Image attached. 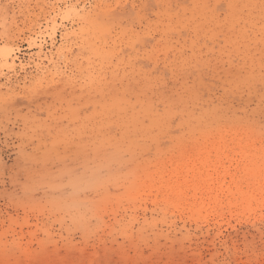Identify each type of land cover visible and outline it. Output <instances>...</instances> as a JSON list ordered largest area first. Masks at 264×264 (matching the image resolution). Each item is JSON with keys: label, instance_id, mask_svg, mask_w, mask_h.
Returning a JSON list of instances; mask_svg holds the SVG:
<instances>
[{"label": "rangeland", "instance_id": "rangeland-1", "mask_svg": "<svg viewBox=\"0 0 264 264\" xmlns=\"http://www.w3.org/2000/svg\"><path fill=\"white\" fill-rule=\"evenodd\" d=\"M0 264H264V0H0Z\"/></svg>", "mask_w": 264, "mask_h": 264}, {"label": "bare ground", "instance_id": "bare-ground-1", "mask_svg": "<svg viewBox=\"0 0 264 264\" xmlns=\"http://www.w3.org/2000/svg\"><path fill=\"white\" fill-rule=\"evenodd\" d=\"M6 56L8 57L7 53L5 52L3 55V58L5 59Z\"/></svg>", "mask_w": 264, "mask_h": 264}]
</instances>
